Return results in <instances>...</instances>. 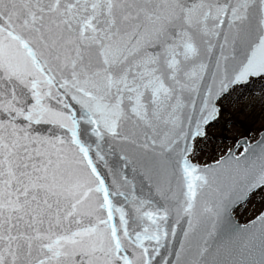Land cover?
Here are the masks:
<instances>
[{
	"label": "snow or ice",
	"instance_id": "1",
	"mask_svg": "<svg viewBox=\"0 0 264 264\" xmlns=\"http://www.w3.org/2000/svg\"><path fill=\"white\" fill-rule=\"evenodd\" d=\"M257 107L264 0H0V264H264Z\"/></svg>",
	"mask_w": 264,
	"mask_h": 264
},
{
	"label": "rangeland",
	"instance_id": "2",
	"mask_svg": "<svg viewBox=\"0 0 264 264\" xmlns=\"http://www.w3.org/2000/svg\"><path fill=\"white\" fill-rule=\"evenodd\" d=\"M235 123L228 127L231 128L230 131L225 133L227 139L223 137L218 138L217 143L231 144L235 138L239 137H253L257 136L259 129L261 128V124L264 123V120L261 119L259 107L255 109V111L249 109L246 110V113H237L231 117ZM202 161L205 157L201 158ZM261 204L259 202H255L248 206L247 211H243L237 214L236 218L242 222H248L250 219L254 218V216L258 213Z\"/></svg>",
	"mask_w": 264,
	"mask_h": 264
},
{
	"label": "water",
	"instance_id": "3",
	"mask_svg": "<svg viewBox=\"0 0 264 264\" xmlns=\"http://www.w3.org/2000/svg\"><path fill=\"white\" fill-rule=\"evenodd\" d=\"M237 220H238V219H237ZM238 221H239V220H238ZM239 223H241V224H245V223H247V222H245V223H242V222H240V221H239Z\"/></svg>",
	"mask_w": 264,
	"mask_h": 264
}]
</instances>
